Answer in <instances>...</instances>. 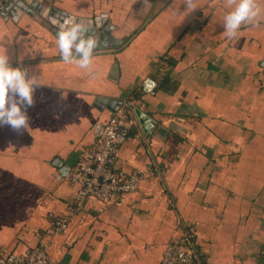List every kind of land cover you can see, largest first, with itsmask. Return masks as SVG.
<instances>
[{"label": "crops", "instance_id": "0c3cea01", "mask_svg": "<svg viewBox=\"0 0 264 264\" xmlns=\"http://www.w3.org/2000/svg\"><path fill=\"white\" fill-rule=\"evenodd\" d=\"M257 3L256 20L229 39L226 0H194V12L185 0H51L116 41L94 49L90 71L64 63L57 36L30 15L0 12V52L40 84L29 128L0 126V254L47 242L54 264H159L168 240L189 230L203 264L264 263ZM124 99L133 117L114 167L143 178L134 192L75 207L78 185L63 177L93 144L92 125ZM67 212L66 230L53 233L52 220Z\"/></svg>", "mask_w": 264, "mask_h": 264}, {"label": "built area", "instance_id": "2783aa9c", "mask_svg": "<svg viewBox=\"0 0 264 264\" xmlns=\"http://www.w3.org/2000/svg\"><path fill=\"white\" fill-rule=\"evenodd\" d=\"M130 101L124 99L105 122L92 125L93 144L83 149L68 168L63 178L78 185L74 206L80 208L88 196L107 200L117 193L134 192L143 173L140 169L125 172L114 167L119 146L128 134L127 120L133 117ZM56 177L62 178L60 175ZM70 212L56 216L51 222V231H65ZM47 242L26 249L22 253L0 254V264H54L46 251ZM159 264H203L193 239L185 230L178 238H171L165 244Z\"/></svg>", "mask_w": 264, "mask_h": 264}, {"label": "clouds", "instance_id": "9594fccd", "mask_svg": "<svg viewBox=\"0 0 264 264\" xmlns=\"http://www.w3.org/2000/svg\"><path fill=\"white\" fill-rule=\"evenodd\" d=\"M226 3L231 10L224 16L223 26L225 35L231 39L243 24L255 21L261 9L257 0H226ZM185 7L192 12L196 10L194 0H185ZM88 33V27L75 17L63 19L57 42L64 63H75L90 71L98 38ZM39 85L28 70L11 65L6 51L0 52V126L7 125L16 132L29 128L27 109L33 106V95Z\"/></svg>", "mask_w": 264, "mask_h": 264}, {"label": "water", "instance_id": "95a60500", "mask_svg": "<svg viewBox=\"0 0 264 264\" xmlns=\"http://www.w3.org/2000/svg\"><path fill=\"white\" fill-rule=\"evenodd\" d=\"M51 0H0V12L3 15H8L12 19H16V16L26 13L38 21L41 25L52 31L56 36L60 30V24L66 17H75L67 15L63 11L54 6H49ZM78 21L84 23L89 29V35H93L98 38V46L106 47L115 45L116 41L112 39L108 28L103 27L101 29L97 21L93 23L92 19L75 17ZM148 82V81H147ZM121 101H114V104L120 105ZM116 109V106L112 108V111ZM135 114L138 117L140 123L144 122L146 117L144 113L139 109H135Z\"/></svg>", "mask_w": 264, "mask_h": 264}, {"label": "trees", "instance_id": "16d2710c", "mask_svg": "<svg viewBox=\"0 0 264 264\" xmlns=\"http://www.w3.org/2000/svg\"><path fill=\"white\" fill-rule=\"evenodd\" d=\"M117 169H119V168H117ZM38 246V245H37ZM261 264H264V263H261Z\"/></svg>", "mask_w": 264, "mask_h": 264}]
</instances>
